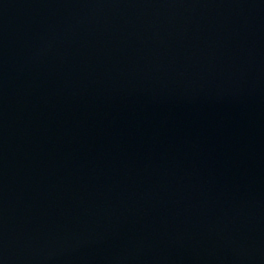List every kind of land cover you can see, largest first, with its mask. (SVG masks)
<instances>
[{"label": "water", "instance_id": "obj_1", "mask_svg": "<svg viewBox=\"0 0 264 264\" xmlns=\"http://www.w3.org/2000/svg\"><path fill=\"white\" fill-rule=\"evenodd\" d=\"M0 264H264V0H0Z\"/></svg>", "mask_w": 264, "mask_h": 264}]
</instances>
